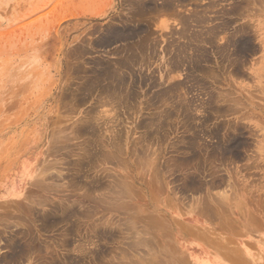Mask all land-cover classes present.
I'll return each mask as SVG.
<instances>
[{
    "label": "rangeland",
    "instance_id": "obj_1",
    "mask_svg": "<svg viewBox=\"0 0 264 264\" xmlns=\"http://www.w3.org/2000/svg\"><path fill=\"white\" fill-rule=\"evenodd\" d=\"M124 1L0 0V264H264V0Z\"/></svg>",
    "mask_w": 264,
    "mask_h": 264
},
{
    "label": "bare ground",
    "instance_id": "obj_2",
    "mask_svg": "<svg viewBox=\"0 0 264 264\" xmlns=\"http://www.w3.org/2000/svg\"><path fill=\"white\" fill-rule=\"evenodd\" d=\"M157 0H125L124 2H123V4L125 5V6H129L130 8V10H131V16L130 17H126L125 16V20H122V22H121V24L120 25H135V26H131V27H127V26H124V27H122V28H111V30H108V32L106 33V35H103V36H101L100 38H98L97 40H96V43L94 42V44L95 45H97V47H105V46H108V45H111V44H114V43H117V42H119V41H127V40H130V39H135V38H139V36L140 37H143L144 35H147V33H148V30L144 27V25H147V24H144V23H141L142 21H140L141 20V18H143V17H141V15L143 16L144 14H147V13H152V18L150 17L149 19H155V18H157V16H159V15H162L163 13H166V12H168L169 10L171 11L172 10V6H174L173 5V3H175V2H181V4H182V1H185V0H165L163 3H162V5L161 4H158L157 2H156ZM186 1H188V0H186ZM177 4H179V3H177ZM176 4V5H177ZM184 4V3H183ZM172 7V8H171ZM129 10V11H130ZM175 10V9H174ZM169 11V12H170ZM130 14V13H129ZM148 18V17H147ZM147 18H145L146 20H147ZM193 18V17H192ZM138 19H140V20H138ZM200 19V18H199ZM143 20V19H142ZM195 20V19H194ZM120 22V21H119ZM128 22L130 23V24H128ZM143 25V26H142ZM99 31V30H98ZM211 32V31H210ZM142 39V38H141ZM145 40V39H144ZM143 40V41H144ZM142 41V40H141ZM141 41L139 42V45L140 46H138V47H136L137 48V50L139 51V49L138 48H141L143 45L141 44ZM126 45V44H125ZM85 50V49H84ZM240 50V49H239ZM235 52V51H234ZM239 54V53H238ZM223 55V54H222ZM144 61V60H143ZM99 62V61H98ZM126 63V62H125ZM95 66H97L98 68H99V70H95V73L93 72V75L91 76V81L90 82H92L93 84L94 83H96L97 84V82H100V80L102 81H104L105 80V82H107L108 80H109V82H107V84H105L106 86H105V88H107V85H108V83H109V85L111 84V86H113L114 88H113V90L115 89V91H113L115 94H116V97L120 100V98H123V99H129V98H131L130 96H132V95H134V92L133 91H135V90H133L132 92H131V86H132V84L133 83H131V85H129L130 83H129V80H130V78H129V75H127V74H125V72L124 73H120L119 75L117 74V72H115L116 74H114L113 72V70H109V68H110V66L109 67H107L106 66V64H103V62H100L98 65H95ZM120 67V66H119ZM121 67H123V66H121ZM125 67V66H124ZM96 69V68H95ZM120 69V68H119ZM123 69V68H122ZM94 70V69H93ZM92 70V71H93ZM111 71H113V72H111ZM91 74V73H90ZM132 76V75H131ZM135 76V75H134ZM133 76V77H134ZM90 78V77H89ZM133 79V78H132ZM134 79H136L135 77H134ZM137 80V79H136ZM133 82V81H132ZM135 82V81H134ZM136 83H137V81H136ZM139 84L141 83V81H139L138 82ZM99 84V83H98ZM86 85V83L83 85V87H82V91H86V92H88V94H90V92H91V90H92V86L91 87H89V86H85ZM99 86V85H98ZM97 86V87H98ZM111 86H109L110 87V89H111ZM130 87V88H129ZM85 88H87V90L85 89ZM84 89V90H83ZM107 89H109V88H107ZM107 89H106V91L105 92H103V93H105V95H108L107 97H109V94L111 93V92H108L107 91ZM104 90V89H103ZM81 91V90H80ZM109 91H111V90H109ZM106 92L108 93V94H106ZM104 95V96H105ZM111 96V95H110ZM113 96H114V94H113ZM168 96V95H167ZM106 97V96H105ZM104 97V98H105ZM169 97V96H168ZM106 99V98H105ZM118 100V101H119ZM111 101V100H110ZM123 102H124V100H123ZM122 102V103H123ZM129 102V101H128ZM107 103V102H106ZM117 103V102H116ZM124 103H126V100H125V102ZM152 124V123H151ZM87 130V129H86ZM88 130H89V128H88ZM87 130V131H88ZM91 130V129H90ZM86 132V131H85ZM90 132V131H89ZM94 135L93 136H96L95 135V130L92 132ZM90 134V133H89ZM100 135H98V137H99ZM93 139V138H92ZM97 140H98V138H97ZM96 140V141H97ZM100 141H102L103 142V140H100ZM192 141V140H191ZM93 142H95V141H93ZM96 143V142H95ZM105 143V142H104ZM112 143V142H111ZM92 144V143H91ZM93 145V144H92ZM115 147H116V145H115ZM191 147V146H190ZM117 148V147H116ZM120 148V147H119ZM118 148V149H119ZM117 149V150H118ZM224 149V148H223ZM189 150V149H188ZM190 152V151H189ZM92 155V154H91ZM114 155H115V153H114ZM117 156V155H116ZM114 157V156H113ZM115 159H116V157H114ZM91 161V160H90ZM81 174V173H80ZM111 176V175H110ZM59 178V177H58ZM75 178V177H74ZM56 180V179H55ZM94 180V179H93ZM95 181V180H94ZM119 182V181H118ZM76 183V182H75ZM119 184V183H118ZM96 185H98L97 183H96ZM76 186V185H75ZM92 186V185H91ZM95 187V186H94ZM98 187V186H97ZM82 189V188H81ZM91 189H92V187H91ZM88 192V191H87ZM119 194V193H118ZM121 194V193H120ZM96 198V197H95ZM18 210V209H17ZM16 211V210H15ZM127 211V210H126ZM119 212V211H118ZM20 213V212H19ZM120 213V212H119ZM70 218V217H69ZM64 219V218H63ZM139 233V232H138ZM35 240V239H34ZM145 241V240H144ZM33 243V242H32ZM133 243V242H132ZM127 245H129V244H127ZM131 245V244H130ZM133 246V245H132ZM225 247V246H224ZM130 248V247H129ZM39 249H40V246H39ZM221 249V248H220ZM14 256V255H13ZM140 256V255H139ZM228 258V257H227ZM222 259V258H221ZM223 261V260H222ZM246 261V260H245ZM57 262V261H56ZM244 263V262H243ZM254 263V262H253ZM261 263V262H260ZM53 264V263H52Z\"/></svg>",
    "mask_w": 264,
    "mask_h": 264
},
{
    "label": "crops",
    "instance_id": "obj_3",
    "mask_svg": "<svg viewBox=\"0 0 264 264\" xmlns=\"http://www.w3.org/2000/svg\"><path fill=\"white\" fill-rule=\"evenodd\" d=\"M244 255H245V253H244ZM249 259L250 258L245 255L244 258H241V264H260L259 261H254V260L252 261V259L251 260H249Z\"/></svg>",
    "mask_w": 264,
    "mask_h": 264
}]
</instances>
